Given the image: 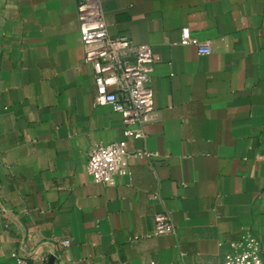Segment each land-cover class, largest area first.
<instances>
[{
	"label": "crops",
	"instance_id": "obj_1",
	"mask_svg": "<svg viewBox=\"0 0 264 264\" xmlns=\"http://www.w3.org/2000/svg\"><path fill=\"white\" fill-rule=\"evenodd\" d=\"M103 5L112 36L153 49L146 137L96 103L76 0H0V264H223L246 231L264 264V0ZM120 140L159 157L94 181L91 147ZM159 212L175 232L154 234Z\"/></svg>",
	"mask_w": 264,
	"mask_h": 264
},
{
	"label": "built area",
	"instance_id": "obj_2",
	"mask_svg": "<svg viewBox=\"0 0 264 264\" xmlns=\"http://www.w3.org/2000/svg\"><path fill=\"white\" fill-rule=\"evenodd\" d=\"M76 1L84 62L93 71L96 103L112 105L122 115L127 137H146L144 127L156 119L152 86L156 61L152 47L137 44L126 34L112 36L106 22L104 0ZM181 43L194 45L200 55L213 51L211 43L200 40L189 27L182 29ZM132 156L146 160L159 157L148 150L130 153L127 140L114 141L91 147L87 172L94 181L114 186L121 177L130 175ZM175 229L168 212L155 215V235L173 233ZM62 244L68 245L70 241ZM18 263L26 264V261L19 258ZM223 264H262L260 239L250 231L243 233L239 241L230 244Z\"/></svg>",
	"mask_w": 264,
	"mask_h": 264
}]
</instances>
